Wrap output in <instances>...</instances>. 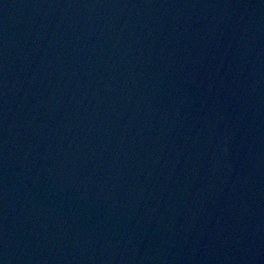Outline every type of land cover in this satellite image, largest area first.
<instances>
[{
    "label": "water",
    "instance_id": "water-1",
    "mask_svg": "<svg viewBox=\"0 0 264 264\" xmlns=\"http://www.w3.org/2000/svg\"><path fill=\"white\" fill-rule=\"evenodd\" d=\"M0 264H264V0H0Z\"/></svg>",
    "mask_w": 264,
    "mask_h": 264
}]
</instances>
